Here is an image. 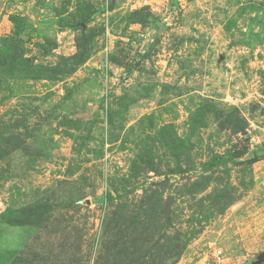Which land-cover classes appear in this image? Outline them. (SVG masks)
<instances>
[{
	"label": "rangeland",
	"instance_id": "obj_1",
	"mask_svg": "<svg viewBox=\"0 0 264 264\" xmlns=\"http://www.w3.org/2000/svg\"><path fill=\"white\" fill-rule=\"evenodd\" d=\"M262 252L264 0H0V264Z\"/></svg>",
	"mask_w": 264,
	"mask_h": 264
},
{
	"label": "water",
	"instance_id": "obj_2",
	"mask_svg": "<svg viewBox=\"0 0 264 264\" xmlns=\"http://www.w3.org/2000/svg\"><path fill=\"white\" fill-rule=\"evenodd\" d=\"M170 196L168 197L167 201H166V208L169 207V202H170ZM261 256L264 258V252L261 253Z\"/></svg>",
	"mask_w": 264,
	"mask_h": 264
}]
</instances>
